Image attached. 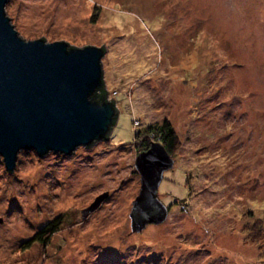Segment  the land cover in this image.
Here are the masks:
<instances>
[{"label": "rangeland", "instance_id": "374dc122", "mask_svg": "<svg viewBox=\"0 0 264 264\" xmlns=\"http://www.w3.org/2000/svg\"><path fill=\"white\" fill-rule=\"evenodd\" d=\"M5 14L25 41L104 46L118 116L92 148L20 151L12 173L0 158V264H264L246 232L264 219V0H8ZM165 118L181 143L158 190L168 216L133 233V132ZM58 217L47 247L25 246Z\"/></svg>", "mask_w": 264, "mask_h": 264}, {"label": "water", "instance_id": "95a60500", "mask_svg": "<svg viewBox=\"0 0 264 264\" xmlns=\"http://www.w3.org/2000/svg\"><path fill=\"white\" fill-rule=\"evenodd\" d=\"M7 2L0 0V158L12 173L20 151L69 156L106 140L117 112L107 96H101L100 104L90 100L103 87L104 46L69 48L68 43H47L43 37L25 41L5 14ZM173 165L157 142L137 155L140 187L129 214L133 233L166 220L168 207L158 199V190Z\"/></svg>", "mask_w": 264, "mask_h": 264}, {"label": "trees", "instance_id": "16d2710c", "mask_svg": "<svg viewBox=\"0 0 264 264\" xmlns=\"http://www.w3.org/2000/svg\"><path fill=\"white\" fill-rule=\"evenodd\" d=\"M68 47L75 48L70 45H68ZM101 96H104L105 100L107 96L106 101L113 102L114 107L117 112L116 115L113 117V122L110 127V133H111L112 128L114 127L117 116H118V110H117V103L115 101V98L113 99L114 101L108 98V91L105 89L104 78H103V87L97 89L94 92V94L91 95L90 100L100 104L103 102V98L101 99ZM134 123H137V122H134ZM110 133L107 139L104 141L110 140L109 139ZM131 142L135 148L137 155L148 150L151 143L153 142L160 143L165 148L166 152L169 154V156L172 159L174 158V156L180 150V147H181L179 136L177 132L175 131L174 127L172 126L171 122L167 118L163 119L159 123L156 122L154 124H148L146 126H143L135 130L133 132V139ZM95 144L96 143H93L88 148H92ZM170 205H172V202ZM63 223L64 221L62 217H58L54 219L52 222L48 223L44 228H42L37 233H35L25 243V246L29 248L32 244L37 243L41 245L42 247H47L51 241V238L61 230ZM246 232L248 233L249 236L250 235L253 236L252 238L253 240H251V242L254 243L258 248L260 246H264V219L258 220L256 222L253 221L251 226L247 227ZM260 241H262V245L258 243Z\"/></svg>", "mask_w": 264, "mask_h": 264}, {"label": "flooded vegetation", "instance_id": "af4514ba", "mask_svg": "<svg viewBox=\"0 0 264 264\" xmlns=\"http://www.w3.org/2000/svg\"><path fill=\"white\" fill-rule=\"evenodd\" d=\"M94 209H96V207Z\"/></svg>", "mask_w": 264, "mask_h": 264}]
</instances>
